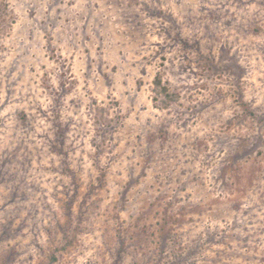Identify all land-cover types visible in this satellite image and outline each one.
I'll return each instance as SVG.
<instances>
[{
  "label": "rangeland",
  "instance_id": "obj_1",
  "mask_svg": "<svg viewBox=\"0 0 264 264\" xmlns=\"http://www.w3.org/2000/svg\"><path fill=\"white\" fill-rule=\"evenodd\" d=\"M0 264H264V0H0Z\"/></svg>",
  "mask_w": 264,
  "mask_h": 264
}]
</instances>
